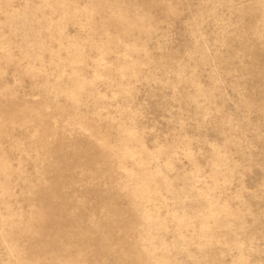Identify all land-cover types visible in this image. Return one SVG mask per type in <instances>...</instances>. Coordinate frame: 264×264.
I'll use <instances>...</instances> for the list:
<instances>
[{"label": "rangeland", "instance_id": "rangeland-1", "mask_svg": "<svg viewBox=\"0 0 264 264\" xmlns=\"http://www.w3.org/2000/svg\"><path fill=\"white\" fill-rule=\"evenodd\" d=\"M0 264H264V0H0Z\"/></svg>", "mask_w": 264, "mask_h": 264}]
</instances>
